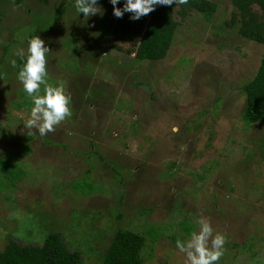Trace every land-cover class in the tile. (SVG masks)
I'll return each mask as SVG.
<instances>
[{"label":"rangeland","instance_id":"1","mask_svg":"<svg viewBox=\"0 0 264 264\" xmlns=\"http://www.w3.org/2000/svg\"><path fill=\"white\" fill-rule=\"evenodd\" d=\"M210 1L209 16L175 14L164 58L138 60L143 18L127 14L116 40L112 8L0 0V250L58 232L82 264H101L123 228L145 237L142 264H184L176 241L203 216L226 238L217 264H264V124L242 119L264 46L226 25L231 0ZM35 35L48 82L71 96L72 116L43 137L26 134L33 104L14 55Z\"/></svg>","mask_w":264,"mask_h":264},{"label":"trees","instance_id":"2","mask_svg":"<svg viewBox=\"0 0 264 264\" xmlns=\"http://www.w3.org/2000/svg\"><path fill=\"white\" fill-rule=\"evenodd\" d=\"M126 0H119L121 9ZM98 5L112 8L110 0H97ZM233 10L225 23L237 32L264 46V0H231ZM216 9L210 0H188L183 5H157L155 10L141 18L143 28L134 48L138 60H158L165 57L178 25L175 14L184 18L189 12H201L207 16ZM127 13L117 18L111 29L112 39H126ZM140 18V19H141ZM135 21V20H134ZM111 42V41H110ZM112 46V43L108 44ZM107 45V46H108ZM245 94V108L242 119L246 124H264V52L254 75L242 86ZM91 184L87 182L86 188ZM145 237L130 229H118L101 255V264H142V250ZM0 264H82L77 251H69L58 232H49L41 244H20L7 241L0 250Z\"/></svg>","mask_w":264,"mask_h":264},{"label":"clouds","instance_id":"3","mask_svg":"<svg viewBox=\"0 0 264 264\" xmlns=\"http://www.w3.org/2000/svg\"><path fill=\"white\" fill-rule=\"evenodd\" d=\"M113 13L122 18L124 13H131V19L138 20L150 14L157 5H183L188 0H126L123 8L116 7L119 0H110ZM75 7L85 17L101 12L97 0H75ZM50 52L43 39L38 35L32 36L28 41L27 51L18 49L14 55L23 61L18 72V80L22 83L24 91L31 98L29 118L25 120L26 134L33 135L32 129L38 130L41 137L54 132L56 127L72 116L71 96L67 93L63 83L50 84L47 80V54ZM12 67H17V61L11 60ZM43 85V94L41 86ZM173 132L179 128L174 126ZM71 135V132L68 133ZM199 231L192 232L186 241L177 239L176 246L184 253V264H217L224 255L226 238L223 234L214 233L210 220L201 216L196 221Z\"/></svg>","mask_w":264,"mask_h":264}]
</instances>
